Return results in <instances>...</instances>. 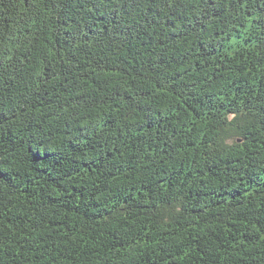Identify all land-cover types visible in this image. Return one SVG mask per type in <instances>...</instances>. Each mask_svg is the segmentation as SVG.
<instances>
[{"label": "trees", "instance_id": "1", "mask_svg": "<svg viewBox=\"0 0 264 264\" xmlns=\"http://www.w3.org/2000/svg\"><path fill=\"white\" fill-rule=\"evenodd\" d=\"M0 264H264V0H0Z\"/></svg>", "mask_w": 264, "mask_h": 264}]
</instances>
